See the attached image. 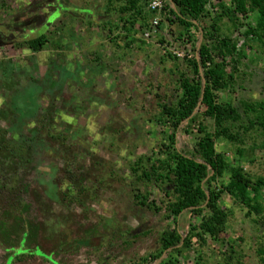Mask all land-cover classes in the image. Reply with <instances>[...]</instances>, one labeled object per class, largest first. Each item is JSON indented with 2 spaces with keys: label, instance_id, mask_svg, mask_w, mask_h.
Returning a JSON list of instances; mask_svg holds the SVG:
<instances>
[{
  "label": "rangeland",
  "instance_id": "1",
  "mask_svg": "<svg viewBox=\"0 0 264 264\" xmlns=\"http://www.w3.org/2000/svg\"><path fill=\"white\" fill-rule=\"evenodd\" d=\"M217 1L230 4L210 3ZM35 2H43L41 12L51 15L47 24L26 32L15 46L0 47V127L22 154L0 160V227L11 223L9 216L22 214L34 225L35 235L28 245H15L9 253L0 241V264H50L35 252L17 253L34 247L55 264L139 263L143 256L160 251L159 234L173 223L164 210L154 213L134 203L137 189L145 187L136 183L129 168L138 156L158 150L166 142L165 134H171L167 125L153 120L156 96L163 102L176 99L177 71L183 65L160 58L170 52L181 61L199 46L200 31L191 29L195 42L180 40L183 29L156 14L158 23L149 37L137 27L131 43L122 30L113 28L118 18L105 14L104 0H0V28L29 14ZM41 34L52 40L34 55L27 42ZM232 38L240 47V34L234 32ZM245 54L237 84L220 94L239 112L241 100L264 101V53L247 48ZM197 122L212 131L211 119ZM183 128L185 123L175 147L192 151L196 134ZM236 148L221 139L215 144L216 152L237 162L251 178L264 177V149L239 159ZM222 180L225 183L227 176ZM81 183L94 187L90 197L79 194ZM148 190L161 206L163 192ZM261 201L264 205V190ZM222 203L232 210L223 234L226 242L235 244L230 264H261L256 250L264 246V211L246 217V209L227 195ZM189 221L188 214L180 218L181 233ZM224 250L208 240L202 264H224ZM14 252L17 257L9 261ZM195 255L193 249L179 257L178 264H195Z\"/></svg>",
  "mask_w": 264,
  "mask_h": 264
},
{
  "label": "trees",
  "instance_id": "2",
  "mask_svg": "<svg viewBox=\"0 0 264 264\" xmlns=\"http://www.w3.org/2000/svg\"><path fill=\"white\" fill-rule=\"evenodd\" d=\"M164 1L162 0L163 3ZM210 1L166 0L158 10L150 8L151 0H104L105 14L111 16L114 13L117 16L118 22L113 24V28L116 31L122 30L126 40L134 37L137 27L151 34L154 28L151 24L155 21L156 14L165 17L167 22H176L183 29L178 39L195 42L196 38L191 34V29L194 28L200 31L201 38L197 49L183 56L181 61L170 52L160 58L162 62L166 58L183 65V70L176 68V99L163 102L156 96L158 112L157 118L153 117V120L156 119L159 125H167L171 134H165L166 142L158 150L135 158L129 170L136 183L145 187L144 191L137 189L134 203L154 213L164 210L165 217L172 218L173 227L168 226L159 234L158 253L143 256L135 264H178V258L184 257L193 249L196 254L195 264H202L208 240L225 246L222 252L224 264H230L232 255L236 254L235 244L226 242L223 234L226 233L232 210L222 203L223 195L245 208L246 217L252 214L260 216L264 211L261 201L264 177L251 178L236 161L237 165L232 164L225 154L215 150V144L220 139L237 147L239 159L246 152L251 154L256 149H264V101L241 100L239 112L232 102L220 98L223 91L233 90L237 84L238 66L247 58L245 49L259 48L264 53V0H230L229 5L218 1L211 4ZM223 21L225 22L222 23ZM234 32L243 38L240 47L232 38ZM51 40V37L41 34L30 39L27 46L35 53L41 51ZM132 41L129 40L131 43ZM129 42L126 46H129ZM3 86L8 85L4 82ZM32 114L34 113L29 115ZM201 117L212 120V131L204 122H197ZM184 123L183 132L196 134L192 151H181L175 147L176 135ZM38 124L42 129V121ZM259 138L263 140L258 143ZM247 141L248 147L243 148ZM16 155H22L19 146L11 142L8 131L0 127V160H9ZM160 156L164 158H159ZM225 176L227 181L223 183ZM217 181L220 183L218 188L213 185ZM148 187L163 192L165 200L161 202V206L151 199L152 193ZM93 188H86L81 183L78 192L90 197L92 191H95ZM186 214L190 221L183 234L178 229V224ZM5 215L8 218L9 215L4 213ZM9 217L12 218L11 223L0 227V241L5 245L7 253L12 252L15 245L19 248L28 245L35 235L34 225L24 215ZM135 235L136 232L132 234V238ZM23 252H35L50 264H55L50 255L44 256L37 247L17 251L21 254ZM17 253L9 254L10 261L17 257ZM256 255L259 262L264 264L263 245L257 248Z\"/></svg>",
  "mask_w": 264,
  "mask_h": 264
},
{
  "label": "flooded vegetation",
  "instance_id": "3",
  "mask_svg": "<svg viewBox=\"0 0 264 264\" xmlns=\"http://www.w3.org/2000/svg\"><path fill=\"white\" fill-rule=\"evenodd\" d=\"M44 1L46 2L48 0ZM42 5L43 2L36 3V6L32 8V10L28 11L29 14L24 15L22 19H13L9 24L3 25L2 28H0V47L15 46V44L20 42L19 38L26 35V32H36V29L38 30L41 27H44V25L47 24L48 18L51 15L48 16L45 12H41V10L44 8L42 7ZM37 8L39 9L36 10Z\"/></svg>",
  "mask_w": 264,
  "mask_h": 264
},
{
  "label": "built area",
  "instance_id": "4",
  "mask_svg": "<svg viewBox=\"0 0 264 264\" xmlns=\"http://www.w3.org/2000/svg\"><path fill=\"white\" fill-rule=\"evenodd\" d=\"M161 7H162V0H151V3H150V8H151V9H158V10H160ZM157 23H158L157 20H155V21L152 23L153 27H154V25H157ZM149 35H150V32H149V31H145V32H144V36H145L146 38H148Z\"/></svg>",
  "mask_w": 264,
  "mask_h": 264
},
{
  "label": "crops",
  "instance_id": "5",
  "mask_svg": "<svg viewBox=\"0 0 264 264\" xmlns=\"http://www.w3.org/2000/svg\"><path fill=\"white\" fill-rule=\"evenodd\" d=\"M41 53H42V52H41ZM36 54H37V55H40V52L34 53V55H36ZM45 73H46V72H45ZM58 76H59V73H58L56 76H54V77L57 78Z\"/></svg>",
  "mask_w": 264,
  "mask_h": 264
}]
</instances>
